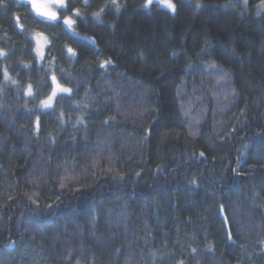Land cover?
Here are the masks:
<instances>
[{
    "label": "trees",
    "instance_id": "trees-1",
    "mask_svg": "<svg viewBox=\"0 0 264 264\" xmlns=\"http://www.w3.org/2000/svg\"><path fill=\"white\" fill-rule=\"evenodd\" d=\"M172 1L66 0L72 27L0 3V252L264 264L261 0Z\"/></svg>",
    "mask_w": 264,
    "mask_h": 264
},
{
    "label": "snow or ice",
    "instance_id": "snow-or-ice-1",
    "mask_svg": "<svg viewBox=\"0 0 264 264\" xmlns=\"http://www.w3.org/2000/svg\"><path fill=\"white\" fill-rule=\"evenodd\" d=\"M85 2H87V0H85ZM156 2L158 5L161 3L165 4L167 6V8L172 10L173 13H175L177 10L176 5L174 3H172L171 0H156ZM0 3H3V0H0ZM152 3H153V0H146L145 6L151 5ZM243 3L245 5V7H247V0H243ZM51 4H59L62 7H66L65 0H47V2L43 3V4L38 3L37 0H32V7L35 9V11L38 14L45 16V17H50L52 20H55L57 18V13L55 11L51 10V7H50ZM196 7L199 8L200 5H197ZM257 9H258L257 14H259L260 9H264V0H261V3H260V5L257 6ZM75 14L76 15L80 14L79 9L75 10ZM94 15L99 17L100 14L95 13ZM17 20H19V17H17ZM64 23L71 26L75 23V21L72 19L71 16H68V17L64 18ZM37 42L39 45L37 47V52H38L40 58L42 59L44 56L43 44L40 42L39 36L37 37ZM69 51H72V50L69 49ZM173 55H175V53H173ZM111 63H112L111 60H104L100 66L104 67L106 65H110ZM5 78L6 79L8 78L7 73H5ZM51 79H52V82L55 85V87L53 88L51 95H49L47 97V99L41 101V105L45 108L50 107L52 105L53 100L57 95V92H61V93H71L72 92V89L65 88V87H62L61 85H59L56 82L55 75H53ZM27 92H28V94L32 93V86L31 85H28ZM110 119H114V117H111ZM82 122H83V118L81 117V120L77 121V123H82ZM105 123H107V121H105ZM36 128H37V130H39V117L36 118ZM148 131H150V129ZM193 135H195V133H193ZM200 155L203 156L204 153L201 152ZM61 187H64L63 183H61ZM49 207H51V205H49ZM225 219H227V217H225ZM229 238H231L230 234H229Z\"/></svg>",
    "mask_w": 264,
    "mask_h": 264
},
{
    "label": "rangeland",
    "instance_id": "rangeland-1",
    "mask_svg": "<svg viewBox=\"0 0 264 264\" xmlns=\"http://www.w3.org/2000/svg\"><path fill=\"white\" fill-rule=\"evenodd\" d=\"M21 1H23L25 3H28V4H30L32 6V0H21ZM37 2L43 4V3H46L47 0H37ZM171 2L174 3L172 0H171ZM153 3H157L156 0H153ZM65 4H66V0H65ZM159 5L162 8H165V9H168V10L172 11L171 9L167 8V6L165 4H163V3H161ZM148 6H150V5H148ZM50 7H51V10H53V11H55L57 13V18L55 20H52L50 17H45V16H42V15L38 14L35 11V9L33 7L32 8H33V12L36 15H38L41 19H43L45 21L54 22V21H58L60 19H63V22H64V18L65 17L71 16V15H67L66 14V8L60 6L59 4H51ZM65 25L67 27H72L73 26V25L69 26L67 24H65ZM38 36L40 37V42L43 44V53H44V56H43L42 59L40 58V56H39V54L37 52V47L39 46L38 45V42H37V37ZM34 39H35V42H36V53H37L38 59L40 61H43L44 58H45L46 47L48 45L49 39L43 33H36V34H34ZM56 82L59 85H61L57 80H56ZM54 87H55V85L53 84V88ZM62 87H64V86H62ZM59 94H61V92H57L56 97ZM56 97L54 98L53 103H52V105L50 107L45 108V107H43L41 105V109L42 110H48V109L52 108L54 106ZM20 252H21L20 249H16V248H14L12 250L0 252V264H14V263H16V264H24V263L25 264H40V262H41V260H40L41 259V256H40V252L37 249H33L31 247H28L27 249H25V252L23 254H21Z\"/></svg>",
    "mask_w": 264,
    "mask_h": 264
}]
</instances>
